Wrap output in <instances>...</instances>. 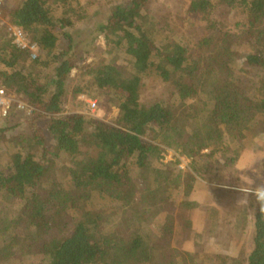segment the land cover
Listing matches in <instances>:
<instances>
[{
	"label": "trees",
	"instance_id": "16d2710c",
	"mask_svg": "<svg viewBox=\"0 0 264 264\" xmlns=\"http://www.w3.org/2000/svg\"><path fill=\"white\" fill-rule=\"evenodd\" d=\"M77 1L18 0L6 10L8 25L0 18V76L13 90L24 86L33 107L27 119L32 130L21 143L25 149L0 162V199L29 211L14 221L26 234L19 250L44 253L48 247L46 264H200L198 256L204 264H264V200L259 194L253 243L244 259L175 248L167 261L154 245V237L164 241L163 232L139 204L144 194L155 197L165 213L162 227L171 236L176 226L173 181L157 179L146 191L130 178L135 165L165 171L163 152L169 146L192 158L193 183L210 173L208 161L227 139H254L264 123V86L247 74L246 66H264V0H188V11L204 30L202 40L195 42L177 39L164 16H150L145 8L151 0H84L75 11ZM104 1L111 4L109 12L99 20L94 16L90 35L82 37L77 27L91 20L87 7ZM209 8L237 15L235 27L209 21L203 15ZM13 25L39 44V57L31 58L16 42L9 29ZM102 35L108 44L91 68V82L121 109L119 124L84 114L63 115L68 78ZM124 51L132 58L129 76L118 67ZM150 68L172 90L167 100L145 105L141 87ZM177 104H185L187 116L176 113ZM39 117L46 120L44 126L37 123ZM18 124L0 127V140ZM87 132L94 148L84 145ZM150 134L152 140L146 138ZM52 142L59 152L51 151ZM67 157L74 162L68 165L66 183L53 189L48 170ZM190 214L185 207L179 212L184 232L194 228ZM33 233L47 240L40 250Z\"/></svg>",
	"mask_w": 264,
	"mask_h": 264
},
{
	"label": "rangeland",
	"instance_id": "374dc122",
	"mask_svg": "<svg viewBox=\"0 0 264 264\" xmlns=\"http://www.w3.org/2000/svg\"><path fill=\"white\" fill-rule=\"evenodd\" d=\"M17 1L0 0V3L4 2L0 4V18L7 25L9 20L5 17L6 10ZM83 2L84 0L76 2L75 11L79 5L82 6ZM85 2L88 1L85 0ZM110 6V2L104 1L87 7L92 17L90 21L84 20L81 21V24L79 23L77 29L80 30L82 37L90 35L93 17L98 16L97 20H99L109 12ZM188 6V0H151L145 9L152 17L161 19L164 16L167 28L174 32L177 39L186 37L191 38L193 42L202 40L203 26L200 25L196 15L188 11ZM203 15L210 18L209 21L221 20L225 24L227 23L226 27L230 28L235 27L236 20H238L237 15L228 14L223 9L211 10L209 8ZM222 27L218 24V28ZM9 29L11 30V27ZM216 37L214 40L218 39ZM107 44L104 35L98 38L96 43L89 47V52L84 54L79 67L68 78L69 94L64 105L63 115L84 114L89 118H96L110 124L121 122V109L112 101L113 99L104 96L102 90L93 87L91 82V68L96 65L98 58L107 48ZM125 51L118 67L124 75L129 76L132 58ZM246 68L247 74L255 77L264 86V66L257 68L247 65ZM171 90L172 88L165 84L154 68H150L144 74L141 99L145 105L157 100H167ZM14 93L19 98L27 97L24 86L15 88ZM89 100H96L97 108L92 109ZM175 111L180 116H187L185 104H177ZM30 114L32 111L29 110L15 111L8 119L0 118V127L12 126L17 121L20 122L18 127L5 134V139L0 140V162L9 161L15 152L25 149L21 143L22 138H26L32 130L29 121H27ZM36 121L40 126H44L46 122L41 117ZM92 131V128L89 127V134ZM88 132L85 134L84 145L94 148ZM152 136L153 134H150L146 138L152 140ZM164 147L166 150L163 152V160L167 166L165 171L154 166L140 170L135 165L130 172V178L140 190L147 191L153 181L157 179L160 181L172 179L173 181L172 191L175 197L172 209L175 213L176 226L171 236H168L162 227L165 213L156 204L157 199L152 195L144 194L142 204H139L141 211H148L151 222L158 232H163L164 241L158 242V238L154 237V245L162 248V257L167 261L172 260L175 255L173 250L180 248L191 253L206 252L208 257V252H220L244 259L252 247L254 206L258 200L259 192L263 189L264 123L259 125L257 135L249 142L227 139L224 149L217 156L209 159L210 173H206L202 177L198 176L193 183L189 176V172L192 170V158L183 149ZM50 148L53 153L59 152L53 142ZM72 161V157H67L66 160L57 161L56 166L48 170L47 179L53 189H60L65 185L69 174L68 165ZM12 202L0 199V229L2 228L0 232V264H46V261L43 260L46 249L44 253L43 251L36 252L35 249L21 252L17 247L21 241L23 242L26 234L23 233L22 225L15 226L14 221L19 214L28 215L29 211L16 208ZM182 207L190 210L195 224L194 228L187 232L183 231L178 217ZM133 214L136 216L134 212ZM124 228L125 226L122 225V229ZM31 235L36 237L33 241L34 246L39 247V250L43 248V244L47 240L44 238L42 240L41 236L38 238L34 233ZM165 243L167 244L165 245ZM46 248L49 250L48 247ZM198 259L201 261L200 264H204L202 258L198 256ZM206 260L208 261V259ZM231 261L232 264L236 263L234 260Z\"/></svg>",
	"mask_w": 264,
	"mask_h": 264
},
{
	"label": "built area",
	"instance_id": "2783aa9c",
	"mask_svg": "<svg viewBox=\"0 0 264 264\" xmlns=\"http://www.w3.org/2000/svg\"><path fill=\"white\" fill-rule=\"evenodd\" d=\"M16 42L23 48L28 50L31 58L36 59L41 53L39 44L28 39L23 28L13 25L11 27ZM13 90L0 76V118H8L14 111L29 110L33 111L27 97L19 98ZM97 101L89 100V105L92 109L97 108Z\"/></svg>",
	"mask_w": 264,
	"mask_h": 264
},
{
	"label": "clouds",
	"instance_id": "9594fccd",
	"mask_svg": "<svg viewBox=\"0 0 264 264\" xmlns=\"http://www.w3.org/2000/svg\"><path fill=\"white\" fill-rule=\"evenodd\" d=\"M259 197L261 200H264V191L259 192Z\"/></svg>",
	"mask_w": 264,
	"mask_h": 264
}]
</instances>
